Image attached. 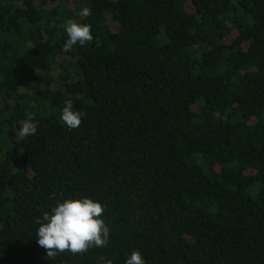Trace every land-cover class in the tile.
<instances>
[{
	"label": "trees",
	"instance_id": "obj_1",
	"mask_svg": "<svg viewBox=\"0 0 264 264\" xmlns=\"http://www.w3.org/2000/svg\"><path fill=\"white\" fill-rule=\"evenodd\" d=\"M71 19L93 41L65 48ZM83 197L104 207L108 243L48 257L38 218ZM137 250L264 264V0H0V264Z\"/></svg>",
	"mask_w": 264,
	"mask_h": 264
},
{
	"label": "clouds",
	"instance_id": "obj_2",
	"mask_svg": "<svg viewBox=\"0 0 264 264\" xmlns=\"http://www.w3.org/2000/svg\"><path fill=\"white\" fill-rule=\"evenodd\" d=\"M91 9L84 7L80 16H88ZM67 40L65 48L79 44L83 47L93 41L91 25L81 24L75 19L66 22ZM83 113L74 110L73 101L67 100L62 108L60 119L69 129L78 128L82 123ZM37 133V125L29 117L22 122L20 137H28ZM104 207L99 201L91 198H67L52 207L38 218L40 227L37 230L39 246L47 250V256L53 257L58 252L68 250L73 254L87 251L90 246L104 247L108 243L110 230L101 218ZM125 264H145L142 254L133 251L126 258Z\"/></svg>",
	"mask_w": 264,
	"mask_h": 264
}]
</instances>
